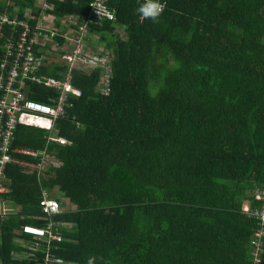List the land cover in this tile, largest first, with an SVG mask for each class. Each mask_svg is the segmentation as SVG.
I'll list each match as a JSON object with an SVG mask.
<instances>
[{
    "label": "trees",
    "instance_id": "1",
    "mask_svg": "<svg viewBox=\"0 0 264 264\" xmlns=\"http://www.w3.org/2000/svg\"><path fill=\"white\" fill-rule=\"evenodd\" d=\"M91 2L50 0L49 14L83 19ZM142 2L108 0L116 23L89 24L92 43L114 52L112 78L103 93L102 70L72 73L82 95L56 123L71 145L19 128L15 148L57 165L40 174L41 158L13 155L8 199L20 212L1 227L0 264H255L259 223L244 209L261 207L253 193L264 187V0H160L159 23L136 13ZM36 5L0 0V16L23 20ZM43 191L65 202L53 218L60 242L21 235L50 225Z\"/></svg>",
    "mask_w": 264,
    "mask_h": 264
},
{
    "label": "built area",
    "instance_id": "2",
    "mask_svg": "<svg viewBox=\"0 0 264 264\" xmlns=\"http://www.w3.org/2000/svg\"><path fill=\"white\" fill-rule=\"evenodd\" d=\"M49 1L36 0V7L41 13L36 15L33 9H28L23 20L18 16L14 19L8 15L0 16V41L6 42L5 56L0 59V231L5 222L20 212L19 206L8 199L11 189L7 185V170L14 162L13 155L41 158L40 174L48 171L51 165H57L55 158L49 156L46 150L35 152L15 148L19 128H36L50 133L45 138L48 144L71 145L60 136L56 123L66 116L70 96L80 98L82 95L73 85L72 73L79 71L90 74L93 70H102L100 90L103 93L109 92L112 78L114 52L97 43V37L94 45L89 28L90 23H116V13L108 6V0H92L89 17L83 19L75 15L58 19L57 15L49 14L54 8ZM35 22L36 25H33ZM65 24L68 30L61 28ZM6 26L13 30L9 40L4 34ZM18 28L23 30L20 34ZM50 67H56V77L40 75L42 69ZM36 86L57 91V98L51 104L30 100L26 91ZM253 197L261 207L251 209L246 206L244 210L259 223L253 235L251 251L257 264L261 254H264V187L256 189ZM40 207L51 220L50 225L45 229L25 226L21 235L48 243L60 242L61 237L56 234L60 226L53 218L64 212L61 201L48 191H43ZM50 261L48 257L45 264Z\"/></svg>",
    "mask_w": 264,
    "mask_h": 264
},
{
    "label": "clouds",
    "instance_id": "3",
    "mask_svg": "<svg viewBox=\"0 0 264 264\" xmlns=\"http://www.w3.org/2000/svg\"><path fill=\"white\" fill-rule=\"evenodd\" d=\"M166 5L160 0H143V2L136 9V13L142 19H149L153 23H159L162 14L164 13ZM63 205V204H62ZM97 257H89L87 264H96Z\"/></svg>",
    "mask_w": 264,
    "mask_h": 264
},
{
    "label": "rangeland",
    "instance_id": "4",
    "mask_svg": "<svg viewBox=\"0 0 264 264\" xmlns=\"http://www.w3.org/2000/svg\"><path fill=\"white\" fill-rule=\"evenodd\" d=\"M2 1H4V2H7L9 5L10 4H12L13 3V0H2ZM49 21L51 22V20L49 19ZM62 29H64V30H68V27L66 26V24L64 25V27H61ZM59 195V194H58ZM56 196L57 197V199L59 200V201H61V203L63 204V207H64V205H65V202L63 201V198H61V196ZM62 199V200H61Z\"/></svg>",
    "mask_w": 264,
    "mask_h": 264
}]
</instances>
